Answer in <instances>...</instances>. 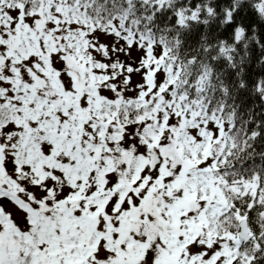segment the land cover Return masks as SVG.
Returning a JSON list of instances; mask_svg holds the SVG:
<instances>
[{"label":"snow or ice","instance_id":"6c2138e0","mask_svg":"<svg viewBox=\"0 0 264 264\" xmlns=\"http://www.w3.org/2000/svg\"><path fill=\"white\" fill-rule=\"evenodd\" d=\"M0 264H264V0H0Z\"/></svg>","mask_w":264,"mask_h":264}]
</instances>
